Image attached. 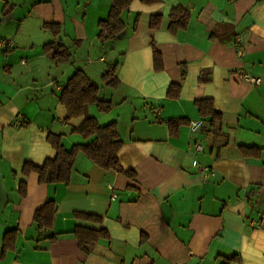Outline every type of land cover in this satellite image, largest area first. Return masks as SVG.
<instances>
[{"label":"crops","instance_id":"1","mask_svg":"<svg viewBox=\"0 0 264 264\" xmlns=\"http://www.w3.org/2000/svg\"><path fill=\"white\" fill-rule=\"evenodd\" d=\"M176 6L189 13L184 28L171 27ZM109 10L110 0H0V38L14 42L0 49V264H264V0H132L124 34L99 42ZM49 43L71 58L53 59ZM77 70L117 79L102 97L111 110L87 112L116 123L124 172L79 152L68 183H40L22 169L56 156L49 134L67 150L89 141L59 100ZM203 99L220 115L213 124ZM47 201L52 226L40 231ZM76 228L98 235L80 246Z\"/></svg>","mask_w":264,"mask_h":264},{"label":"trees","instance_id":"2","mask_svg":"<svg viewBox=\"0 0 264 264\" xmlns=\"http://www.w3.org/2000/svg\"><path fill=\"white\" fill-rule=\"evenodd\" d=\"M159 1L142 0V2L147 4ZM131 2L132 0H110L108 17L98 23L99 32L97 36L99 42L115 39L116 35L125 29L126 26L121 14L128 9ZM169 17L172 28H184L188 23L189 13L182 6H176L171 9ZM159 18V16H152L149 26L151 28L157 27ZM50 27L52 28L54 25H50ZM45 48L46 51L51 52L52 58L55 60L71 58V53L62 45L49 43ZM154 61L160 67L161 60L156 50H154ZM103 78L106 84L111 87L116 86L117 79L113 76L112 71H106L103 74ZM99 88L82 70L75 71L67 80L61 89L59 100L66 109V119L83 117L82 123L73 131L89 141L85 144L73 145L71 149L67 150L62 145L59 135L49 134L47 139L56 150V156L53 159H46L40 167L31 162H26L22 169L24 174L35 172L40 183H68L71 178L72 167L79 152L84 153L89 160L103 169L124 172L119 165L117 157L122 141L116 123L111 122L106 125H99L96 118L90 116L87 112L89 105H95L100 112L107 113L111 110L112 103L100 97ZM198 105L202 115L211 116V124L220 119V115L214 110L213 104L209 99L199 101ZM21 193L22 196L25 194L23 188ZM54 212L55 208L52 201H47L41 209L36 211L34 221L40 231L48 230L52 226ZM74 234L80 246H83L85 243L95 240L98 232L76 228Z\"/></svg>","mask_w":264,"mask_h":264},{"label":"built area","instance_id":"3","mask_svg":"<svg viewBox=\"0 0 264 264\" xmlns=\"http://www.w3.org/2000/svg\"><path fill=\"white\" fill-rule=\"evenodd\" d=\"M13 45H14V42L12 39L0 38V49L1 50L9 51L13 48ZM236 53L238 56L242 57L244 55V48L242 46H239L237 48ZM236 73L239 78L248 82L251 85H260L262 82V78L260 76L249 74L243 67L238 68ZM200 123H201L200 121L190 122V129L192 131H195ZM201 149H202L201 143L195 144L194 152H199L201 151ZM192 163L197 167L198 171L200 172V174L202 175L204 179H206L210 174H212V171L208 167L198 164L195 159H193ZM174 264H177V263H174Z\"/></svg>","mask_w":264,"mask_h":264},{"label":"rangeland","instance_id":"4","mask_svg":"<svg viewBox=\"0 0 264 264\" xmlns=\"http://www.w3.org/2000/svg\"><path fill=\"white\" fill-rule=\"evenodd\" d=\"M105 50L107 52V49H105ZM90 76H91L90 79L100 87L99 88V90H100L99 94L101 97H104L110 93L111 86L106 84L104 78L95 77L94 75H90Z\"/></svg>","mask_w":264,"mask_h":264},{"label":"water","instance_id":"5","mask_svg":"<svg viewBox=\"0 0 264 264\" xmlns=\"http://www.w3.org/2000/svg\"><path fill=\"white\" fill-rule=\"evenodd\" d=\"M124 34V30H122L121 32H119L117 35H116V38H119L120 36H122Z\"/></svg>","mask_w":264,"mask_h":264}]
</instances>
